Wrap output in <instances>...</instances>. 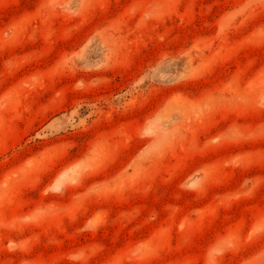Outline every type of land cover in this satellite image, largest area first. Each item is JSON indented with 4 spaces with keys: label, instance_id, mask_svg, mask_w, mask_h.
Masks as SVG:
<instances>
[{
    "label": "rangeland",
    "instance_id": "374dc122",
    "mask_svg": "<svg viewBox=\"0 0 264 264\" xmlns=\"http://www.w3.org/2000/svg\"><path fill=\"white\" fill-rule=\"evenodd\" d=\"M0 264H264V0H0Z\"/></svg>",
    "mask_w": 264,
    "mask_h": 264
}]
</instances>
